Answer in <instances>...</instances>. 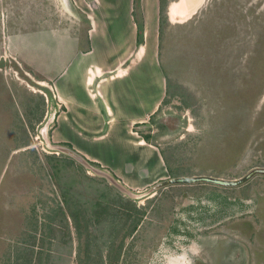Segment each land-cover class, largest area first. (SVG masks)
Listing matches in <instances>:
<instances>
[{"label":"rangeland","instance_id":"obj_1","mask_svg":"<svg viewBox=\"0 0 264 264\" xmlns=\"http://www.w3.org/2000/svg\"><path fill=\"white\" fill-rule=\"evenodd\" d=\"M38 1L0 0V264H14V250L21 262L31 263L27 236L33 216L47 210L48 201L52 207L61 205V192L63 197L69 194L76 199V193L70 194L60 184L84 179L79 166L73 169L72 159L46 148L42 135L51 145L55 143L46 128L48 120L35 119L45 108L36 96L42 89L25 74L26 69L16 65L19 61L12 39L26 38L38 13ZM178 1L168 0L159 13L164 17L163 29L160 40L158 35L157 40L151 39L154 52L149 57L151 65L164 71L171 88L166 93L163 85L165 95L156 112L145 123H135L132 131L153 136L156 145L162 146L167 164L179 171L177 175L214 172L215 177L239 178L253 167H264V0H202L190 18L172 23L168 8ZM136 49L127 62L138 58L142 47ZM228 96L230 100H226ZM215 111L218 114L212 116ZM240 135L237 148L227 149L226 138L236 140ZM166 146L173 147L175 159ZM214 146L216 151H210L207 163L202 162L206 172L202 174L197 149L207 152ZM95 183L89 181V190L76 189L82 199L80 210L70 196L62 202L65 210L73 216L86 215L95 204L90 209L100 208L102 213L105 204L112 212L119 204V193L103 179ZM149 187L130 189L136 195L130 199L136 209L132 218L142 215L143 220L134 235L125 237L118 264H264V177L256 176L236 188L172 186L140 197ZM53 212L51 222L62 218L60 211ZM110 226L102 223L97 228H101L100 240L90 249L95 257H86L82 240L78 264H101L103 248L107 250L109 245L101 244L119 231L115 246L109 248L115 253L125 230ZM42 228L47 231L44 225ZM49 232L53 239L61 233L63 238L69 236L55 229ZM54 241L49 245H57L58 240ZM68 248L70 243L57 246L54 264L68 263Z\"/></svg>","mask_w":264,"mask_h":264},{"label":"crops","instance_id":"obj_2","mask_svg":"<svg viewBox=\"0 0 264 264\" xmlns=\"http://www.w3.org/2000/svg\"><path fill=\"white\" fill-rule=\"evenodd\" d=\"M39 2L37 16L26 31L27 39L19 36L12 39V44L19 61L16 65L26 69L25 74L42 89L36 96L45 108L35 119L48 120L51 142L72 149L129 190H143L169 177L160 154L162 146L156 145L153 136L148 134L149 142H146L132 131L135 123H145L156 112L165 95V87L162 88L165 79L150 64L154 48L146 47L147 37L157 40L159 0ZM17 40L20 43L14 45ZM136 47H142V53L131 63L127 62V58L136 55ZM140 134L147 135L141 131ZM73 163V169L81 168L79 173L84 179L73 186L60 185L67 187L70 194L76 193L77 198L69 194L63 197L62 192L59 197L64 202L70 196L80 210L82 199L76 189L89 190V181L97 183L99 178ZM62 202L52 207L48 201L50 207L37 212L33 219H38V226L44 224L45 218H52L53 211H60L62 222L50 220L49 230L68 233L73 239L70 218L73 215ZM77 216L81 217V213ZM54 240L43 241L44 253L53 260L51 264L56 262L57 255L56 245H49ZM38 241L32 246L35 253L39 249ZM72 242L65 257L68 263L63 264H72L76 247ZM48 259L40 263L49 264Z\"/></svg>","mask_w":264,"mask_h":264},{"label":"trees","instance_id":"obj_3","mask_svg":"<svg viewBox=\"0 0 264 264\" xmlns=\"http://www.w3.org/2000/svg\"><path fill=\"white\" fill-rule=\"evenodd\" d=\"M167 1L168 0H159V13L160 14H161L162 11H164V5L167 4ZM160 18H161V20H159L160 22H159V27H158V38H159V40H160V35H161L162 29H163L162 23H163L164 17L162 15H160ZM162 73L164 74V71ZM165 84H166V93H169V89L171 87L168 86L167 79L165 80ZM227 94H228V92H226L224 94L225 98H226ZM230 97L231 96H228L226 100H230L229 99ZM216 114H218V111H215L212 114V116H215ZM220 114L222 115L223 112H221ZM241 136L242 135H240V137H238L239 139H236V140H235V138H233V136L232 137L228 136L226 138V140H229V141H227V144L229 143V145H227V149L228 148L230 150L236 149L237 146L242 141L241 140V138H242ZM142 137H143L144 141L149 142L148 141L149 140V136L148 135H142ZM230 138H231V140H230ZM236 141H238V142H236ZM166 147L169 148L170 151H172L171 152V156L175 159V156L173 154V147H171V146L170 147L166 146ZM216 149L217 148L215 146L212 147V150L210 148V150L207 151V152L201 151V150L198 152V149H197L196 155L198 156L200 154L199 155L200 157L197 158V162H199V164H201L198 167H201L200 171H201L202 174L206 173V172H204L205 170H203V168L205 166H204V164L202 162H206L207 155L210 154L211 152H215ZM160 154H161L162 159L164 161V164H165V167H166V170H167V173H168L169 177L182 176V175H177L179 173V171L178 170L174 171L173 167H171L169 165V163L167 164L166 159L164 157L163 148L160 149ZM231 154H235V153H231ZM57 163H58V160H57ZM208 168L211 169V170H214V169L210 168V166ZM186 175H192V174L191 173H189V174L187 173ZM186 175H183V176H186ZM209 175L218 176V175L214 174V172H211ZM109 188H111V187L109 186ZM170 188H173V187H170ZM118 198H119V201H118L119 204H115L113 206L114 208H113L112 212L107 211L106 206H104L105 204H103L101 206L102 207L101 209L103 210L102 213L100 212V208H98L97 211H93V209H90V208H92L95 205L94 204V205H91L90 207H88L89 209H88V211H87L88 213L86 215L82 214L81 217L80 216H75V217L71 216L70 218H71V222H72V225H73V228H74V233L72 235L73 239H70L71 238L70 235L68 236V239L66 237L63 238L64 233H61L59 238L58 237L55 238V236H54V239L58 240V241H56L57 242L56 249H57V246L58 247H63V245H67L68 243L71 242V240L75 241L76 242V244H75L76 247L74 249V260L73 261H74L75 264H78V260L80 259V251L79 250H80V247H81L80 244H81L82 240H83V247H84L83 252H84V254H86V257H88V256L89 257H95V254L92 253V251L90 249H92V244L94 245V243H97V240L99 239V234H100L101 228H99V229H97V228L100 227V225L102 223H104V225L105 224L108 225L109 228H111V226H110L111 224L114 225V228H117L120 225V229L121 230H125V231H124L123 235L121 236V238L119 240L120 242L117 244L116 248L114 247L115 250H116L115 253H113V254L110 253L109 252L110 251L109 248L111 246H115L114 245L115 244V237L117 236L119 231H116L114 233V234H116L115 236H112V237L108 238L109 242H105V243L101 244V246H104V244H105L106 247L109 244L108 247H107V250L105 248H103L104 257L102 256V263L101 264H106L105 263L106 259H107V264H118V262L121 259V250H122L121 248H122L123 241H124L125 237H130L132 234L134 235L136 233V231L138 230V228L140 227V224L142 223V220H143V218H141L142 215H140V216L137 215L136 217L132 218V212L134 210H136L135 206H134V202L132 200H130V199L126 198V197H123L120 194H118ZM124 200H125V202H124ZM99 203L101 204V202H99ZM96 204H97V206H99L98 203H96ZM118 215H120V217H118ZM110 217L114 218V220L112 222L108 220V218H110ZM32 220H31L32 221V225L30 226V228L28 227V236L27 237H30V239H31L30 240V244L31 245L28 248V250L33 253L34 260H32L31 263H33V264H38L39 263L40 264V261L37 262L38 258L40 260H43L44 262H46V259H48L47 253H44L46 251V247L44 246L43 241L45 240V237L47 238V241H48L53 236V233L49 232V227H48V223L51 220V218H45L44 219V224L40 223L38 225L39 227L37 226V220L36 219H32ZM62 220L63 219H57V223H61ZM43 225H44V228L47 229V231H45L42 228ZM37 233L40 234L39 237H37ZM36 239L39 240L38 244L39 243L40 244L38 245L39 249L35 253L32 246L35 243ZM64 240H66V241H64ZM28 245L29 244H27V246ZM57 253H58V250H57ZM12 256L14 257L13 258L14 264H24L18 258V253L16 255V251L15 250H14ZM31 263H29V264H31Z\"/></svg>","mask_w":264,"mask_h":264},{"label":"water","instance_id":"obj_4","mask_svg":"<svg viewBox=\"0 0 264 264\" xmlns=\"http://www.w3.org/2000/svg\"><path fill=\"white\" fill-rule=\"evenodd\" d=\"M42 137H43L42 138L43 141L45 142L46 148L53 154H62L72 159L74 162H76L78 165L84 168L88 172V174H91L92 176H96L98 178L103 179L109 186L114 188L122 196H125L126 198H129V199L136 198V195L133 192H131V190L126 188L122 183H120L115 177H113L107 171L91 164L83 156L76 153L72 149L61 146V145H57V144L51 145L47 137L43 135ZM256 176L264 177V167H260V166L253 167L249 169L247 172H245L241 177L236 178V179L235 178L234 179H224V178L215 177L211 175L167 177L166 179L153 184L151 187H149L148 191L142 194L140 197L152 196L159 190L166 189L172 186H188V185H195V184H205V185H212L218 188H236V187H241L247 184L251 179H253Z\"/></svg>","mask_w":264,"mask_h":264},{"label":"bare ground","instance_id":"obj_5","mask_svg":"<svg viewBox=\"0 0 264 264\" xmlns=\"http://www.w3.org/2000/svg\"><path fill=\"white\" fill-rule=\"evenodd\" d=\"M194 2L193 0H179L176 3L175 2L171 3L168 8V16L170 18L169 21L175 23V22H181L186 18H190V16L194 14V11L201 3V0H198L195 3ZM148 36H150V33ZM150 45H152L150 37H147L146 47L150 48ZM139 53H142V51Z\"/></svg>","mask_w":264,"mask_h":264},{"label":"flooded vegetation","instance_id":"obj_6","mask_svg":"<svg viewBox=\"0 0 264 264\" xmlns=\"http://www.w3.org/2000/svg\"><path fill=\"white\" fill-rule=\"evenodd\" d=\"M232 179H234V178H232Z\"/></svg>","mask_w":264,"mask_h":264}]
</instances>
